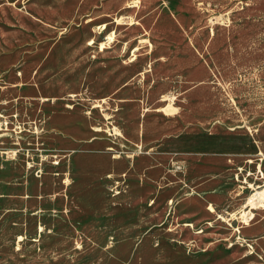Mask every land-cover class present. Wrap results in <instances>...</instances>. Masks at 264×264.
<instances>
[{"label":"rangeland","instance_id":"374dc122","mask_svg":"<svg viewBox=\"0 0 264 264\" xmlns=\"http://www.w3.org/2000/svg\"><path fill=\"white\" fill-rule=\"evenodd\" d=\"M0 264H264V0H0Z\"/></svg>","mask_w":264,"mask_h":264},{"label":"bare ground","instance_id":"6f19581e","mask_svg":"<svg viewBox=\"0 0 264 264\" xmlns=\"http://www.w3.org/2000/svg\"><path fill=\"white\" fill-rule=\"evenodd\" d=\"M243 212H244V211H243ZM241 216H242V215H241ZM245 216H246V214L243 215V219H244V220H245Z\"/></svg>","mask_w":264,"mask_h":264}]
</instances>
